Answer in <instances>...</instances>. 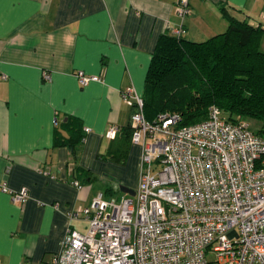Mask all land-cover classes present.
I'll return each instance as SVG.
<instances>
[{"label": "crops", "instance_id": "0c3cea01", "mask_svg": "<svg viewBox=\"0 0 264 264\" xmlns=\"http://www.w3.org/2000/svg\"><path fill=\"white\" fill-rule=\"evenodd\" d=\"M177 2L0 0V264H55L67 231L85 233L82 211L98 192L138 187L140 145L130 142L123 160L107 148L130 123L122 93L143 94L163 34L182 26L204 41L224 32L222 7L264 26V0H188L183 17ZM78 70L100 81L82 85ZM109 125L119 128L114 139ZM25 188V203L11 199Z\"/></svg>", "mask_w": 264, "mask_h": 264}, {"label": "built area", "instance_id": "2783aa9c", "mask_svg": "<svg viewBox=\"0 0 264 264\" xmlns=\"http://www.w3.org/2000/svg\"><path fill=\"white\" fill-rule=\"evenodd\" d=\"M176 7L181 17L190 12L188 0ZM75 75L82 85L100 81L83 70ZM122 100L132 108L131 142L142 148L135 195L98 192L82 211L85 233L68 230L54 263L264 264V138L244 120H225L215 105L206 119L180 126L178 113L147 120L132 87ZM118 130L109 125L105 136ZM11 195L25 203L28 192Z\"/></svg>", "mask_w": 264, "mask_h": 264}, {"label": "trees", "instance_id": "16d2710c", "mask_svg": "<svg viewBox=\"0 0 264 264\" xmlns=\"http://www.w3.org/2000/svg\"><path fill=\"white\" fill-rule=\"evenodd\" d=\"M221 11L228 19L227 29L204 41L189 40L184 33L159 38L142 94L146 119L178 113L180 126L195 124L206 119L209 107L215 105L227 121L255 117L264 122V26L237 19L224 7ZM255 132L264 138V124ZM131 133L129 123L107 148L109 157L125 158ZM70 147L75 152L74 145ZM107 191L114 196L119 188Z\"/></svg>", "mask_w": 264, "mask_h": 264}, {"label": "rangeland", "instance_id": "374dc122", "mask_svg": "<svg viewBox=\"0 0 264 264\" xmlns=\"http://www.w3.org/2000/svg\"><path fill=\"white\" fill-rule=\"evenodd\" d=\"M263 37V36H262ZM262 40H263V38H262ZM261 44H262V42H261ZM261 49L262 50H264V48H262V45H261ZM247 123H248V126H249V129L250 130H252V131H256V130H259L262 126H263V124H264V122L261 120V119H258V118H251V117H245V118H243ZM148 120V119H147ZM128 167V166H127ZM120 168V167H119ZM120 170V169H119ZM126 170H128V169H126ZM99 184V186H100V188H103L104 186H105V184H103L102 182H100V183H98ZM113 184H115V183H113ZM119 188V186L118 187H116L115 189H118ZM115 197L117 196V198L118 197H120L121 195H122V193H121V191L119 190L118 192L117 191H115V193L113 194Z\"/></svg>", "mask_w": 264, "mask_h": 264}, {"label": "water", "instance_id": "95a60500", "mask_svg": "<svg viewBox=\"0 0 264 264\" xmlns=\"http://www.w3.org/2000/svg\"><path fill=\"white\" fill-rule=\"evenodd\" d=\"M119 190H120L121 192H123V193L128 194V195H135V194H134L135 191H134L133 189H130V190H129V188H127L126 186H124V185H122V184L119 185Z\"/></svg>", "mask_w": 264, "mask_h": 264}]
</instances>
